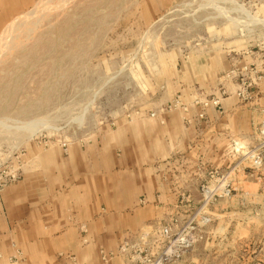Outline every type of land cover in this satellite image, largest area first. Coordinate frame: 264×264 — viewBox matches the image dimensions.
Segmentation results:
<instances>
[{
  "label": "rangeland",
  "instance_id": "374dc122",
  "mask_svg": "<svg viewBox=\"0 0 264 264\" xmlns=\"http://www.w3.org/2000/svg\"><path fill=\"white\" fill-rule=\"evenodd\" d=\"M251 62L264 73V0H0V215L8 188L58 171L75 147L121 153L119 131L145 115L181 111L190 126L214 96L259 103L264 78L240 69ZM200 154L194 171L181 165L198 195L157 197L165 212L98 247L100 264H264V167L238 165L231 147ZM210 169L230 195H202ZM127 239L135 259L120 252ZM57 262L79 264L71 251Z\"/></svg>",
  "mask_w": 264,
  "mask_h": 264
},
{
  "label": "crops",
  "instance_id": "0c3cea01",
  "mask_svg": "<svg viewBox=\"0 0 264 264\" xmlns=\"http://www.w3.org/2000/svg\"><path fill=\"white\" fill-rule=\"evenodd\" d=\"M222 107H210L205 119L190 113V126L181 111L164 113V123L145 115L119 131L121 153L99 144L75 147L79 151L70 152L58 171L53 167L8 188L0 215V264H57L60 251L75 253L79 264H100L98 247L117 246L128 231L145 228L165 212L157 197L198 195L196 178L183 177L179 162L184 159L194 171L201 151L249 139L264 118V97L242 105L232 93L221 99ZM14 246L15 260L9 258Z\"/></svg>",
  "mask_w": 264,
  "mask_h": 264
},
{
  "label": "built area",
  "instance_id": "2783aa9c",
  "mask_svg": "<svg viewBox=\"0 0 264 264\" xmlns=\"http://www.w3.org/2000/svg\"><path fill=\"white\" fill-rule=\"evenodd\" d=\"M252 54L253 52L251 51V55ZM253 66H255V68ZM240 69L242 70V72L249 71V72L257 73L258 74L257 78L259 80L264 78V73H258V70L254 71V69H257V66L255 65L254 62L245 64ZM234 72L235 71H232V73ZM227 76H230V73H228ZM241 80H242L241 84L246 85V82L244 81V77ZM238 96L243 99H246L250 95L248 93L246 94L243 93V90L240 88ZM204 104L221 108V99L217 96H214L210 100H206ZM151 116H154V114H152ZM198 118L204 119L205 113L204 112L200 113L198 115ZM231 149L234 151V156H236V158L239 160L238 165L245 163L254 169L263 168L264 167V120L261 121L256 127L253 133L252 140L247 142L233 141L231 145ZM182 163L183 161L179 162V165H182ZM215 182H220L221 183L220 186L215 187L214 185ZM201 193L207 199H213L216 197L230 195L231 194L230 183L228 182L227 177L225 176L224 173H219L217 169H210L208 176L202 180ZM190 229L192 230L193 227H191ZM169 230L170 229L167 227H162L159 230L160 236L163 238L168 237L170 233ZM132 249H133V245L131 241L127 239L121 244L120 252L131 255ZM130 257L131 259H135V256L133 254Z\"/></svg>",
  "mask_w": 264,
  "mask_h": 264
},
{
  "label": "bare ground",
  "instance_id": "6f19581e",
  "mask_svg": "<svg viewBox=\"0 0 264 264\" xmlns=\"http://www.w3.org/2000/svg\"><path fill=\"white\" fill-rule=\"evenodd\" d=\"M34 12H35V11H34ZM15 27H16V26H15ZM12 30H13V29H12ZM12 30H11V31H12ZM18 30H19V29H18ZM3 32H4V31H3ZM6 36H7V35H6Z\"/></svg>",
  "mask_w": 264,
  "mask_h": 264
}]
</instances>
